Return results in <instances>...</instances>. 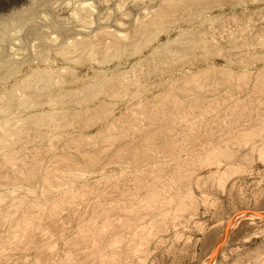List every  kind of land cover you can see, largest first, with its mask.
<instances>
[{"label": "rangeland", "instance_id": "1", "mask_svg": "<svg viewBox=\"0 0 264 264\" xmlns=\"http://www.w3.org/2000/svg\"><path fill=\"white\" fill-rule=\"evenodd\" d=\"M0 264H264V0H0Z\"/></svg>", "mask_w": 264, "mask_h": 264}]
</instances>
